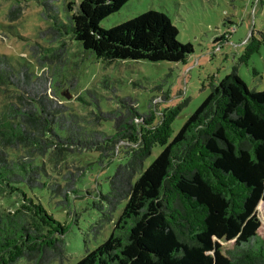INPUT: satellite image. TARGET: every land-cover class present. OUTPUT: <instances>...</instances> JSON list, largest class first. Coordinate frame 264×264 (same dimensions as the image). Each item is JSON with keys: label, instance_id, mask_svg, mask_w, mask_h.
I'll use <instances>...</instances> for the list:
<instances>
[{"label": "trees", "instance_id": "16d2710c", "mask_svg": "<svg viewBox=\"0 0 264 264\" xmlns=\"http://www.w3.org/2000/svg\"><path fill=\"white\" fill-rule=\"evenodd\" d=\"M127 1L69 2L66 22L54 10L47 15L53 24L40 36L49 35L48 43L58 46L46 48L38 63L46 65L48 53L62 54L65 37L107 64L185 63L192 46L177 40L178 30L160 12L149 10L109 29L100 27ZM263 45L260 32L248 41L240 62ZM47 74L24 64L15 67L0 55V88L11 94L0 108V198L19 201L8 205L11 210L0 206V264L23 259L49 264L64 257L68 227L21 187L48 188L66 198L75 194L81 174L62 164L78 161L74 156L82 152L96 153L100 164L125 161L101 197L110 206L123 201L124 206L110 236L75 264H264L256 216L264 203V90H249L232 70L219 83L211 82L208 96L171 138L180 105L151 124L153 112L141 116L126 100L121 104L127 116L107 131L98 120L85 121L58 102L61 81ZM156 145L163 150L146 166ZM57 169L66 170L63 185L51 175Z\"/></svg>", "mask_w": 264, "mask_h": 264}, {"label": "rangeland", "instance_id": "374dc122", "mask_svg": "<svg viewBox=\"0 0 264 264\" xmlns=\"http://www.w3.org/2000/svg\"><path fill=\"white\" fill-rule=\"evenodd\" d=\"M80 1L0 0V55L11 59L15 67L24 64L35 73L47 72L59 78L55 99L85 121L98 120L101 128L111 131L114 122L127 116L126 107L121 104L127 100L126 106H133L141 116L153 112L150 123L156 124L163 112L180 105L171 124L173 138L208 96L211 82L219 83L232 70H237L249 90H264V45L246 63L240 62L248 41L264 32V0H128L117 13L100 23L101 28L109 29L149 10L160 12L178 30L177 40L192 46V54L185 63L107 64L65 37L62 54L48 53L46 65H40L37 59L46 55V48L56 45L48 43L49 35L40 36L53 24L47 15L57 10L55 15L66 22L67 4ZM13 7L15 10L11 12ZM33 46L36 52L31 49ZM253 70L257 72L255 76ZM10 95L0 88V108L11 100ZM106 115L110 119H104ZM162 150V146L156 145L146 166ZM75 156L84 165L75 160L62 164L69 172L81 174L75 194L66 198L52 194L48 188L21 187L27 198L40 203L48 214L68 227L63 237L64 257L49 264H75L86 252L101 245L112 233L124 206V201L110 206L101 197L108 193V179L125 161L115 158L100 164L96 153L82 152ZM65 171L57 169L51 175L63 185ZM15 199L12 196L4 203L0 198V206L11 210L8 205L19 202ZM256 216L260 220L258 235L264 240V203L260 209L256 208ZM222 246L230 249L231 244L223 242ZM18 264L28 263L23 259Z\"/></svg>", "mask_w": 264, "mask_h": 264}]
</instances>
